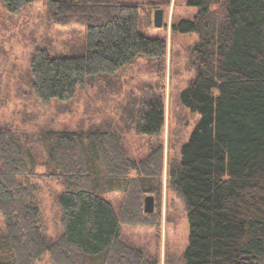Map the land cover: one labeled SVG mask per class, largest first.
Returning <instances> with one entry per match:
<instances>
[{"label": "trees", "instance_id": "obj_1", "mask_svg": "<svg viewBox=\"0 0 264 264\" xmlns=\"http://www.w3.org/2000/svg\"><path fill=\"white\" fill-rule=\"evenodd\" d=\"M40 0H1L19 15ZM197 9L174 32L196 34L195 77L181 103L200 121L169 169L183 198L189 242L183 264H264V0H187ZM49 20L84 29L82 46L66 55L36 49L30 91L42 105L68 104L95 79L115 77L139 57L161 59L167 42L141 32V7L122 0H46ZM164 106L148 102L135 129L156 136ZM46 172L14 131L0 124V264H159L122 239L123 224H151L144 195L159 191L162 149L136 162L110 129H49L39 139ZM137 177L131 178L132 174ZM44 184L62 190L56 201L61 234L48 239L39 204ZM126 204L117 213L108 195ZM135 221V222H134Z\"/></svg>", "mask_w": 264, "mask_h": 264}, {"label": "rangeland", "instance_id": "obj_2", "mask_svg": "<svg viewBox=\"0 0 264 264\" xmlns=\"http://www.w3.org/2000/svg\"><path fill=\"white\" fill-rule=\"evenodd\" d=\"M141 7V32L167 42V54L161 59L139 57L112 78L95 79L68 104L51 102L42 105L30 91L28 67L33 52L41 47L66 55L78 50L84 40V29L60 27L49 20L46 0L36 1L19 15L9 14L0 0V124L10 127L36 161L35 171L46 172L47 160L39 139L43 132L110 129L124 142L128 156L136 162L145 160L153 151L162 149L163 173L155 194V213L151 224H123L122 239L157 259L159 264H183L189 242L188 210L183 198L169 185V169L181 161V150L200 121L181 103L182 93L195 77L191 65L196 34L174 32V25L192 21L197 9L187 0H122ZM163 10L164 25L156 28L154 14ZM160 100L164 106V125L156 136H144L136 121L148 102ZM132 174L131 178H136ZM62 188L44 184L39 195L46 235L56 240L61 234L60 212L56 197ZM117 213L126 197L108 195ZM135 222V221H134ZM6 225L0 214V236ZM46 257L43 261L47 263Z\"/></svg>", "mask_w": 264, "mask_h": 264}, {"label": "water", "instance_id": "obj_3", "mask_svg": "<svg viewBox=\"0 0 264 264\" xmlns=\"http://www.w3.org/2000/svg\"><path fill=\"white\" fill-rule=\"evenodd\" d=\"M154 25L156 28H162L164 25L163 10H157L154 14ZM155 211V199L153 196H148L145 200V212L151 214Z\"/></svg>", "mask_w": 264, "mask_h": 264}]
</instances>
